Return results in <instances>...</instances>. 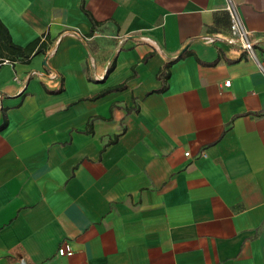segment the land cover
I'll use <instances>...</instances> for the list:
<instances>
[{
  "label": "crops",
  "instance_id": "0c3cea01",
  "mask_svg": "<svg viewBox=\"0 0 264 264\" xmlns=\"http://www.w3.org/2000/svg\"><path fill=\"white\" fill-rule=\"evenodd\" d=\"M232 1L256 61L225 0H0L47 43L0 67V264H264V0Z\"/></svg>",
  "mask_w": 264,
  "mask_h": 264
},
{
  "label": "built area",
  "instance_id": "2783aa9c",
  "mask_svg": "<svg viewBox=\"0 0 264 264\" xmlns=\"http://www.w3.org/2000/svg\"><path fill=\"white\" fill-rule=\"evenodd\" d=\"M225 10L230 17L229 33L226 36L227 44L246 54L249 59L256 61L255 46L250 40V32L243 25L237 8L232 0H225ZM210 41L212 42L213 40L211 39ZM6 63H9V60L0 59V67ZM229 84L230 81L224 83L225 86H229ZM185 155L187 156L188 153H185ZM57 255L71 256L73 255V249L70 244L64 242L58 248Z\"/></svg>",
  "mask_w": 264,
  "mask_h": 264
},
{
  "label": "trees",
  "instance_id": "16d2710c",
  "mask_svg": "<svg viewBox=\"0 0 264 264\" xmlns=\"http://www.w3.org/2000/svg\"><path fill=\"white\" fill-rule=\"evenodd\" d=\"M45 38L35 39L33 42L22 47L12 43L10 35L6 27L0 22V59H8L10 61L19 60L26 62L31 56L46 52L47 43ZM182 55V54H181ZM169 65H166L167 68Z\"/></svg>",
  "mask_w": 264,
  "mask_h": 264
}]
</instances>
